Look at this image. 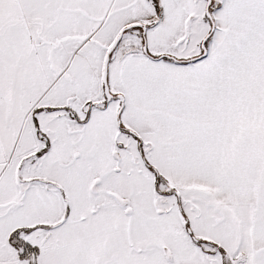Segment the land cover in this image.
Returning <instances> with one entry per match:
<instances>
[{"label": "snow or ice", "instance_id": "obj_1", "mask_svg": "<svg viewBox=\"0 0 264 264\" xmlns=\"http://www.w3.org/2000/svg\"><path fill=\"white\" fill-rule=\"evenodd\" d=\"M0 264H264V0H0Z\"/></svg>", "mask_w": 264, "mask_h": 264}]
</instances>
